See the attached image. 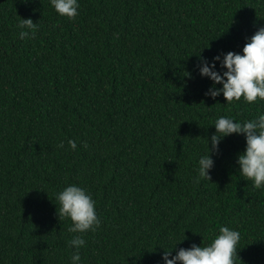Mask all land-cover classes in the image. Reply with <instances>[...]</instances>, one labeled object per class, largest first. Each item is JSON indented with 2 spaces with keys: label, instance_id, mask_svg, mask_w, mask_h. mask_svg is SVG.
<instances>
[{
  "label": "trees",
  "instance_id": "obj_1",
  "mask_svg": "<svg viewBox=\"0 0 264 264\" xmlns=\"http://www.w3.org/2000/svg\"><path fill=\"white\" fill-rule=\"evenodd\" d=\"M79 4L69 20L49 0H0V264H71L55 199L70 184L101 219L81 264H162L184 232L173 255L221 226L240 232L236 264H264V188L236 164L244 137L224 138L210 180L194 181L216 119L264 112L206 97L197 56L240 53L264 27V0ZM19 17L35 38L18 37Z\"/></svg>",
  "mask_w": 264,
  "mask_h": 264
},
{
  "label": "clouds",
  "instance_id": "obj_2",
  "mask_svg": "<svg viewBox=\"0 0 264 264\" xmlns=\"http://www.w3.org/2000/svg\"><path fill=\"white\" fill-rule=\"evenodd\" d=\"M52 9L61 17L74 20L79 15V0H49ZM16 29L18 37L23 40L35 38L37 23L31 19L19 17ZM199 64L197 73L201 78H207L211 86L205 96L215 100L223 96L225 104L245 102L254 104L264 102V27L259 28L247 39L240 53L228 52L212 57L211 61L197 56ZM223 71H217V65ZM191 78V73H186ZM216 85H220L219 88ZM214 134L206 140V151L197 161L194 181L210 180L209 173L214 167L213 156L219 154V145L224 138L232 135L243 136L245 148L237 154L236 164L239 166V176L251 182L253 189L264 188V112H258L253 118L237 121L231 117L220 116L214 121ZM69 148L75 150L77 143L68 141ZM85 148L87 144L83 145ZM64 148L63 142L57 145ZM59 204L58 216L70 222L68 232L73 234L68 241L74 249L71 264H81L80 249L86 245L84 235L95 232L101 226L97 214L96 201L84 187L70 184L56 193ZM185 233V232H184ZM183 233V242L186 237ZM240 232L228 226H221L210 243L202 245L191 244L188 248H179L172 254L164 251L162 264H236L237 245Z\"/></svg>",
  "mask_w": 264,
  "mask_h": 264
}]
</instances>
